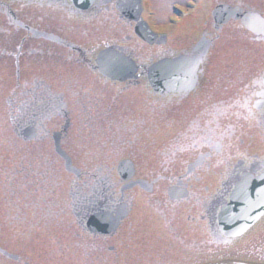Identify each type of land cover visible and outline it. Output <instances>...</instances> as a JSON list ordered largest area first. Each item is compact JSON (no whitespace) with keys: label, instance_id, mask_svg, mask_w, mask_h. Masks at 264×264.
Masks as SVG:
<instances>
[{"label":"rangeland","instance_id":"obj_1","mask_svg":"<svg viewBox=\"0 0 264 264\" xmlns=\"http://www.w3.org/2000/svg\"><path fill=\"white\" fill-rule=\"evenodd\" d=\"M146 1L148 2V4L149 3L152 4V1H154V10L156 11V14L152 17L150 25H152L153 29L158 31V32H163L166 28L169 27V24L173 23L175 20L178 21V18H177L178 15H180V13H182V11H184V9H185L184 5H183V1H181V0H146ZM219 1H221V0H219ZM224 1H230V0H224ZM213 3H214V0H211L210 2H205L204 1L203 3L200 4V16L201 17H199L198 20L200 19L201 28H203L202 21L203 22H207V24H209V15L208 14H209V11H210ZM152 8H153V6H152ZM67 21L69 23L65 24L64 26L68 27V28H70V27L72 28V30H69V34H75V35L72 36L73 42H75L77 44H83L84 46H89V45L91 46V45L94 44L93 42H94V40L97 37L96 35H94V34L93 35H89L88 38H87L85 35L80 34V33L83 32V28H86L85 27L86 25H84L83 23L71 20V19L67 20ZM64 22H62V23H64ZM110 24L111 23H108V24L104 25V28H103V30L101 32L103 34L100 35V37H102V36L105 37L106 36L104 31L105 30H109V28H111ZM234 25H232V24L231 25H227V27L222 31V32L225 31V33H226L225 34L226 35L225 36V43H226V40L229 39V37H228L229 33H232V35L234 37H239V40L238 41H234L233 39L227 40L226 44L231 47V51H228L227 49H225V46L223 45L224 39L222 38L220 40V42L218 41L217 46L214 48V50H213V52H212V54H211V56L209 58V61L212 62V63H215V64L221 63V62H225L228 65L231 64L230 68H228L227 66L221 65L219 73L222 74V77H226L227 78L226 80L237 81L238 77H242L240 75L241 71H245L240 66V63L238 61H244L245 53H247V55L250 54V55L255 56L256 57L255 59L257 60V51L256 50H259V54L264 56V46L255 45V43L250 40L249 35L247 33H245L242 29L241 30L238 29L237 26H234ZM184 27H186V26H184ZM76 30L79 32L77 35H76ZM110 31H111V29H110ZM119 31H120V35H124L125 34V32H123V28L120 27ZM115 33L116 32H114V34ZM188 37L190 39L191 33L188 35ZM178 41L181 42V43L187 42L186 38L184 36L179 37ZM261 59L263 61L261 64H264V57H262ZM20 61L21 62H26L27 59H26V57H20ZM1 70H3L4 72L8 71V69L6 67V64L3 63V66H2L1 63H0V76L3 74ZM209 71L211 72V71H214V70L209 68ZM70 74H71V77H73L74 79L78 78V77L82 78L84 80V82H82V83H84V85L87 86V87L90 86V84L92 82V79H93V75L92 74L91 75L90 74L87 75V72H86L85 68L82 69V68L73 67L72 68V73H70ZM210 77L212 78V81L214 82V84H213L214 87H216V88L220 87L221 88L222 86H224V84H219L218 82L214 81L215 80V75L214 74H211ZM13 78L14 77H11L10 80L12 81ZM57 82H58V80H57ZM210 82L211 81H209L207 83L206 89L210 88V86H211ZM241 85L242 84H240L238 82L237 83V87L233 90V92L236 91V90L238 91V89L241 87ZM0 87H2L1 84H0ZM237 91H236V93H237ZM128 93H130L128 95V97L131 100H133V101L130 102V104H133V106L136 109V114L132 115V117H134V116L135 117H137V116H146V118L149 117L148 113H149V111L152 110V107H151V104L147 103V101L144 99V97L146 95L144 93H142L141 90L133 89V88L130 89V91ZM2 97L3 96L0 97V101H3V100H1ZM190 102H188L189 105L188 104H184L183 106L186 107L185 109H186L187 114L190 113V116H193L194 112L192 111V108L194 106ZM1 104H2V102H1ZM68 106H69V108L72 109V106L70 104ZM5 110H6V108H5ZM3 112H4L3 111V107L1 106L0 107V145H1V143H3V140L6 141L7 139L8 140L11 139V143H12V141H13L12 138L14 137V133L12 131L13 130V126L9 125L8 121H6L3 118V115H2ZM190 116H189V118H190ZM70 131L72 133L70 135V138L72 137L73 140H75V142H76V140H79V138L74 135V134H76V132H75L76 131V127H73ZM68 133H69V131H68ZM10 135L13 136V137H10ZM91 141H94V143L91 144L92 146H89L88 148L91 147V148L97 149L102 144V141L100 140L98 135H94V137L92 138ZM166 141H167L166 137H162V138H159L157 140L156 144L153 145V147H152V156H151V160H152L153 163H155V161H156L157 147H162V145ZM3 144H6V143L4 142ZM36 150H38L37 154H40V153L42 154V150H40V148H38ZM13 155H15V154H13ZM142 156H144V155H142ZM101 158H103V155L101 156ZM137 164L138 165L143 164V165H141V168L142 169L144 168V163L143 162H137ZM60 166H61V162L60 163L58 162L57 167L60 168ZM140 171L142 172V174H144L147 170H140ZM221 172H222V170L219 169L217 171V175H219ZM2 229L4 230V232H7V235L10 238L9 242L7 243V246L9 248V250H13L14 247H15V242L16 243L19 242V240H18V238L16 236V233H15L16 230H14V229L11 230V229H9L8 226H6V227L3 226ZM11 233H12V237H11ZM43 242H44V239L42 240L41 244L43 246H45ZM149 243L152 244V242H149ZM19 249L20 248H17V252H20ZM41 249L43 251L47 250L45 248H41ZM219 253H222V252H219ZM64 257H65L64 255H61V258H62L63 261H64ZM76 257H78V255ZM66 258H68V257H66ZM53 262L55 264H58V259L56 257H54ZM143 263H146V261H141L139 264H143ZM68 264H76V263H72L70 261V262H68ZM129 264H135V263L133 261H131V262L129 261Z\"/></svg>","mask_w":264,"mask_h":264},{"label":"flooded vegetation","instance_id":"obj_2","mask_svg":"<svg viewBox=\"0 0 264 264\" xmlns=\"http://www.w3.org/2000/svg\"><path fill=\"white\" fill-rule=\"evenodd\" d=\"M259 75L261 76L262 81H264V69L260 71ZM258 91L251 93L248 96L249 100H247V102H250L252 100L254 101L256 93ZM262 92H264V87L262 88ZM50 105L52 104L41 101V99H38L37 101L29 97H26V98L23 97V99L19 103L18 116H19L20 123L23 125L22 127L31 126L36 131V133L39 134L37 136L38 139L42 138V135L47 134L49 136L50 130L46 129L43 122L47 120V117L51 115L49 111L47 110L48 107H50ZM261 105L264 111V97L262 98ZM258 112L261 114L262 110H259ZM52 113H53V110H52ZM247 116L249 118L254 117L253 114L250 115L249 113L247 114ZM257 117L259 118V116ZM36 121H39L38 124H36ZM199 139L200 138L192 137V149L191 150H193L194 153H199L201 148L204 146V144L207 145V142H205L204 140L200 142L198 141ZM199 155L198 154L189 155L191 160L189 162H186L184 164V167H186L189 163L196 160L197 156ZM209 164L210 163H208L207 160L205 159L201 167H204V166L206 167V165L207 167H210ZM182 175L183 174L178 175L179 177L178 178L176 177V178L178 180V183L182 187L183 186L186 187L187 193L185 194L183 199H178V200H175L174 202H171L172 203L171 207H174V209H172L171 211L172 219L169 221H166L168 230H170L171 233L173 234L172 241L177 240L179 242L184 243V240H186L185 230H184V225L186 221L187 220L195 221L196 217H198V223L195 222L198 225L196 226L197 228L196 234H198L199 238L202 240L199 243H192L191 241L188 240L187 242H188L189 248L198 249L200 247L199 244H202L203 240H211L210 234H213V236L215 237L213 238V241L230 242L231 239L223 238L221 235V232L219 230V223L217 220V211H215L214 213H211V211L209 210L210 208L208 209V211H206L202 205V204H205V206H208V207H211L212 205L211 209H214L215 208L214 201L216 199V196L214 197L215 198L214 201L211 199L207 200L209 196L206 197L205 194H199L195 192V189L193 187L197 186L196 183L194 184V182L197 180L195 181L193 180V183L190 184L189 182L191 180L186 178L185 181H187L188 183H184L182 180ZM169 177H173V176H169ZM170 181H174V178H170ZM84 185L87 186L86 187L87 192L93 191L96 188L95 186L99 185L97 176L93 175V173H86ZM203 189L207 191L206 187H203ZM88 195L91 196L92 201L94 202L98 201L100 197L98 193L88 194ZM132 205L133 203L130 204V206ZM130 209L132 210V207H130ZM186 215H187V219H186ZM124 222L125 221H123L122 224ZM200 222H202L203 224L202 227L199 225ZM121 225H120V228H121ZM129 235L130 233H127L125 231L120 232L119 230L113 235H111V237L115 236V239L116 241H118V244H121L123 243V240L129 237Z\"/></svg>","mask_w":264,"mask_h":264},{"label":"water","instance_id":"obj_3","mask_svg":"<svg viewBox=\"0 0 264 264\" xmlns=\"http://www.w3.org/2000/svg\"><path fill=\"white\" fill-rule=\"evenodd\" d=\"M74 2L75 5L78 4V7L82 8L85 5H80V4H86L91 0H72Z\"/></svg>","mask_w":264,"mask_h":264},{"label":"bare ground","instance_id":"obj_4","mask_svg":"<svg viewBox=\"0 0 264 264\" xmlns=\"http://www.w3.org/2000/svg\"><path fill=\"white\" fill-rule=\"evenodd\" d=\"M258 202H260V201H258Z\"/></svg>","mask_w":264,"mask_h":264}]
</instances>
